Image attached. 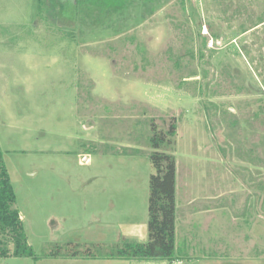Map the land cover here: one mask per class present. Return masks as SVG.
<instances>
[{
	"label": "rangeland",
	"instance_id": "1",
	"mask_svg": "<svg viewBox=\"0 0 264 264\" xmlns=\"http://www.w3.org/2000/svg\"><path fill=\"white\" fill-rule=\"evenodd\" d=\"M70 1L0 0V149L35 257L0 264L147 242L151 126L173 118L190 190L258 206L264 0Z\"/></svg>",
	"mask_w": 264,
	"mask_h": 264
},
{
	"label": "crops",
	"instance_id": "2",
	"mask_svg": "<svg viewBox=\"0 0 264 264\" xmlns=\"http://www.w3.org/2000/svg\"><path fill=\"white\" fill-rule=\"evenodd\" d=\"M89 157L84 159L90 162ZM186 173L190 175L191 171ZM185 176H180L176 162L175 258L183 259L187 264H236L238 259H242L241 264H264V195L261 199L259 193L258 206L245 198L236 209L234 201H231V212L228 206L220 203L227 192L214 193L213 185L207 193L192 192L190 180H185ZM130 188L125 195L134 199L138 193L133 186ZM144 199L146 205L147 200ZM20 219L23 220L21 216ZM224 219L229 220L228 224ZM212 249L215 250L211 252ZM230 252L238 259L229 258ZM54 259L84 264H165L100 257Z\"/></svg>",
	"mask_w": 264,
	"mask_h": 264
},
{
	"label": "trees",
	"instance_id": "3",
	"mask_svg": "<svg viewBox=\"0 0 264 264\" xmlns=\"http://www.w3.org/2000/svg\"><path fill=\"white\" fill-rule=\"evenodd\" d=\"M66 1L71 6L72 1ZM66 1L57 0L60 10L66 9ZM123 3H126L125 0ZM171 120L165 131L157 130L153 124L151 126L152 136L149 138V143L152 151L148 158L153 173L148 179L147 242L125 240L122 244L107 250L105 255H96L90 249L80 255L78 251L60 252L56 249L49 253L48 257H100L165 263L176 259L174 256L176 160L172 154L165 152L166 147L174 146L173 139L177 132L174 118ZM15 201V194L0 149V259L7 257L35 259L27 243L19 212L14 208Z\"/></svg>",
	"mask_w": 264,
	"mask_h": 264
},
{
	"label": "built area",
	"instance_id": "4",
	"mask_svg": "<svg viewBox=\"0 0 264 264\" xmlns=\"http://www.w3.org/2000/svg\"><path fill=\"white\" fill-rule=\"evenodd\" d=\"M165 264H187V262L183 259H174V260L167 262Z\"/></svg>",
	"mask_w": 264,
	"mask_h": 264
}]
</instances>
